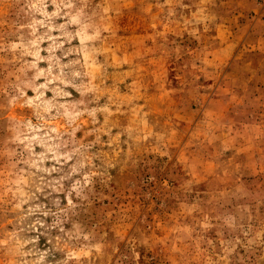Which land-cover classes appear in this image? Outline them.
<instances>
[{
  "label": "rangeland",
  "instance_id": "rangeland-1",
  "mask_svg": "<svg viewBox=\"0 0 264 264\" xmlns=\"http://www.w3.org/2000/svg\"><path fill=\"white\" fill-rule=\"evenodd\" d=\"M0 264H264V0H0Z\"/></svg>",
  "mask_w": 264,
  "mask_h": 264
}]
</instances>
